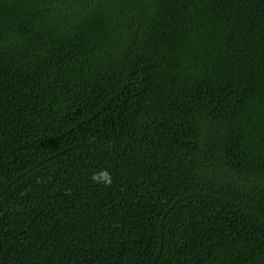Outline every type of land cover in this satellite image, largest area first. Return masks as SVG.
I'll use <instances>...</instances> for the list:
<instances>
[{"label":"trees","instance_id":"obj_1","mask_svg":"<svg viewBox=\"0 0 264 264\" xmlns=\"http://www.w3.org/2000/svg\"><path fill=\"white\" fill-rule=\"evenodd\" d=\"M0 264H264V0H0Z\"/></svg>","mask_w":264,"mask_h":264},{"label":"clouds","instance_id":"obj_2","mask_svg":"<svg viewBox=\"0 0 264 264\" xmlns=\"http://www.w3.org/2000/svg\"><path fill=\"white\" fill-rule=\"evenodd\" d=\"M92 179H93L94 182L103 183L105 185L111 183V176L106 170L105 171H101V172H99L97 174H94Z\"/></svg>","mask_w":264,"mask_h":264}]
</instances>
